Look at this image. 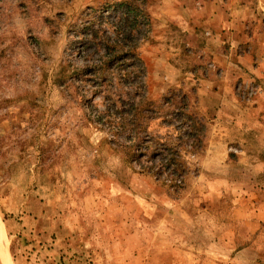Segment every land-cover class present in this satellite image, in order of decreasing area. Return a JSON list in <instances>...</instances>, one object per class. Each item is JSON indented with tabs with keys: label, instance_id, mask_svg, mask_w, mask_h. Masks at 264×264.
Wrapping results in <instances>:
<instances>
[{
	"label": "rangeland",
	"instance_id": "1",
	"mask_svg": "<svg viewBox=\"0 0 264 264\" xmlns=\"http://www.w3.org/2000/svg\"><path fill=\"white\" fill-rule=\"evenodd\" d=\"M189 1L0 0L12 264H264V0Z\"/></svg>",
	"mask_w": 264,
	"mask_h": 264
},
{
	"label": "crops",
	"instance_id": "2",
	"mask_svg": "<svg viewBox=\"0 0 264 264\" xmlns=\"http://www.w3.org/2000/svg\"><path fill=\"white\" fill-rule=\"evenodd\" d=\"M189 2H193L192 0H190ZM207 3V1H204V4L203 5H205ZM195 5V3H191V4H189V5H187L188 7H190V8H192L193 6ZM201 7V6H200ZM190 21H192V18H188L187 19V22H190ZM213 32V31H212ZM189 33H192V30H190L189 29ZM225 56V59L227 60V62L228 63H230V60H228V55H224ZM189 59H191L192 61H193V63L196 61V62H198V63H200L201 61H203L204 60V58L203 57H201V58H198V57H194V56H191V57H189ZM240 63H241V65H243V67H247L246 66V60H244V59H239L238 60ZM261 62H262V58H259V59H257L256 58V60H255V62H254V68H253V70L252 71H254L255 72V76H258V77H264V69H262L261 67H260V64H261ZM222 75H223V73H222ZM228 77H229V75H228Z\"/></svg>",
	"mask_w": 264,
	"mask_h": 264
},
{
	"label": "bare ground",
	"instance_id": "3",
	"mask_svg": "<svg viewBox=\"0 0 264 264\" xmlns=\"http://www.w3.org/2000/svg\"><path fill=\"white\" fill-rule=\"evenodd\" d=\"M0 255L3 258V262H5L4 264H12L9 248H8V240L1 219H0Z\"/></svg>",
	"mask_w": 264,
	"mask_h": 264
},
{
	"label": "trees",
	"instance_id": "4",
	"mask_svg": "<svg viewBox=\"0 0 264 264\" xmlns=\"http://www.w3.org/2000/svg\"><path fill=\"white\" fill-rule=\"evenodd\" d=\"M142 1H146V0H142Z\"/></svg>",
	"mask_w": 264,
	"mask_h": 264
}]
</instances>
